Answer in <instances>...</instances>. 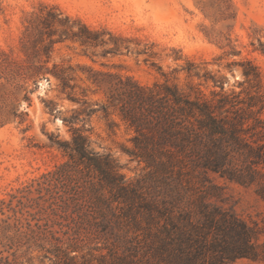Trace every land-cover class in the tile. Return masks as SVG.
Wrapping results in <instances>:
<instances>
[{
  "label": "rangeland",
  "instance_id": "374dc122",
  "mask_svg": "<svg viewBox=\"0 0 264 264\" xmlns=\"http://www.w3.org/2000/svg\"><path fill=\"white\" fill-rule=\"evenodd\" d=\"M81 24L118 39L119 50L103 55L112 43L83 45L72 35ZM261 43L264 0H0V264H55L49 236L59 226L40 213L38 181L66 160L51 140L72 137L64 118L85 108V100L95 107L106 102L108 85L94 77L120 74L143 85L168 79L208 97L214 91L245 96L258 81L246 69L257 70L264 86ZM190 62L196 66L192 74L186 70ZM35 66L40 73L30 77ZM62 71L75 85L76 100L62 89L56 75ZM79 119L75 126L87 129L91 148L111 154L126 179L136 183L147 176L146 164L132 153L135 130L118 111L96 110ZM211 177L221 189L211 190L210 200L259 230V256L232 264H264V199L254 187ZM47 221L44 238L39 225ZM82 254L79 264L110 261L108 249Z\"/></svg>",
  "mask_w": 264,
  "mask_h": 264
},
{
  "label": "trees",
  "instance_id": "16d2710c",
  "mask_svg": "<svg viewBox=\"0 0 264 264\" xmlns=\"http://www.w3.org/2000/svg\"><path fill=\"white\" fill-rule=\"evenodd\" d=\"M105 33L81 24L72 35L89 47L112 43L103 55L118 51V39L107 40ZM195 67L190 62L186 70L192 74ZM102 74L93 81L108 85L106 102L95 107L85 100V108L64 118L72 137L51 140L66 160L38 181L40 213L55 217L53 225L59 226L49 236L55 264H79V256L85 257L80 253L104 249L108 264H232L258 257V228L210 195L221 189L211 177L218 174L254 187L264 199V86L259 72L245 70L258 80L254 92L214 91L211 97L193 87L185 91L168 79L143 85L131 76ZM56 75L76 100L71 78L65 71ZM111 109L135 130L132 153L149 170L136 183L126 179L111 154L91 148L84 125L75 126L81 114H109ZM48 225H39L44 238Z\"/></svg>",
  "mask_w": 264,
  "mask_h": 264
}]
</instances>
